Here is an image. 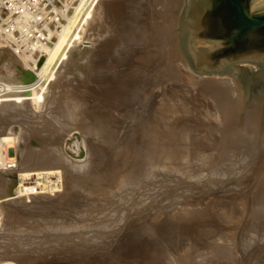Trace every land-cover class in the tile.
<instances>
[{
	"label": "rangeland",
	"instance_id": "rangeland-1",
	"mask_svg": "<svg viewBox=\"0 0 264 264\" xmlns=\"http://www.w3.org/2000/svg\"><path fill=\"white\" fill-rule=\"evenodd\" d=\"M160 1L122 0L124 10L119 21L116 24L107 17L108 29L100 39L94 41L93 36L83 34L80 49L90 55L88 66L75 64L67 83L58 87L60 98L29 104L32 115L27 117L0 113V137H15L11 143L14 147L8 144V151L37 145L46 140L41 135L48 137L49 130H55L58 146L62 145L67 157L75 156L78 161L73 168L82 172L72 180L67 177L69 184L62 183L70 196L61 204L55 203L50 190L21 194L16 184L15 194L9 195L0 187V264H264V97L249 110L252 115H244L253 132L244 140L245 146L254 156L238 173L235 165L239 162L222 160L221 152H217L214 137L222 130L223 121L215 109L200 107L202 103L191 96L198 86L184 85L181 73L171 79L168 68H157L159 63L148 53V44L153 42L142 41L153 33L154 21L164 18L175 0ZM180 1L178 17L184 5V0ZM69 24L65 31L68 37L74 32V22ZM177 26L178 18L174 28ZM91 39L93 46H85L84 41ZM104 42L110 44L106 49L100 48ZM12 51L0 39V56L14 54ZM43 58L37 69L21 64L22 70L16 63L7 73L0 68V81L39 79ZM16 69L27 75L17 76ZM134 71L140 73L135 79L142 72L149 76L143 78L146 74L142 73L136 81L127 79ZM148 86L152 95L141 102L139 90ZM163 99L171 100L174 106L167 112L176 119L172 126L190 138L191 175L160 168L155 128L161 119L158 109ZM143 103L148 105L141 107ZM69 114L75 118L68 119ZM231 120V116L226 118L229 124L223 130L236 126ZM112 124L116 125L114 139L109 141L110 134L108 138L104 135L108 143L98 140ZM80 133L88 138L83 144L78 141ZM170 139L164 136V141L170 143ZM75 142L79 147L74 150L70 146ZM82 147L89 153H79ZM87 160L89 163L83 165ZM224 162L229 165L230 177L208 174ZM12 174L16 177L17 171L8 172ZM128 179L145 199L154 200L153 209L141 208L143 198L130 190ZM160 200L167 203L159 211L156 205Z\"/></svg>",
	"mask_w": 264,
	"mask_h": 264
},
{
	"label": "bare ground",
	"instance_id": "bare-ground-1",
	"mask_svg": "<svg viewBox=\"0 0 264 264\" xmlns=\"http://www.w3.org/2000/svg\"><path fill=\"white\" fill-rule=\"evenodd\" d=\"M154 1L159 2V0ZM164 1L165 0H161L160 2ZM173 3L174 4H172V7L168 10V12L165 13L164 18L162 17L161 19L154 21V23L152 24V27L154 28L153 33L142 37V41L147 40L148 43L150 41L153 42L152 45L151 42L148 44V46H150L148 53L150 55L152 54V57H154L156 62L159 63L157 68L160 66L168 68L167 70H169L168 72L171 79L173 76H175L176 79V77H178L177 73H181L182 79L184 78L186 80L185 82H183L184 85L189 87L198 86L192 91V98L202 103V105L200 106L201 108L212 107L213 109H215L218 117L223 121L221 124L222 130L217 132V135L214 137V142H216L218 146L217 152H221L220 157L222 158V160L230 161L231 159L233 161H238L239 163L235 165L236 168H238V173L243 172V169L246 166L245 164L246 162H248L247 159L252 158L254 156V153L249 154L247 152L249 147L245 146L246 143L244 141L248 138H251V136H253V132L252 128L248 124L249 121L246 120L247 118L245 119L244 115L242 116V86L240 85L237 78L233 75H205L204 77H198L187 68L186 59L184 58L179 45V35L177 31H175L176 28H174L176 26L181 1L175 0ZM123 10L124 4L122 3V0H98L93 10L83 13L82 17L78 13L73 15L69 21V23L74 22V32L72 33V35L69 37L66 36L65 31L70 24L68 23L64 25V31L60 35H58L56 41L52 46L49 47L46 56L41 61V66L38 74L41 73V77L46 76L44 80H42L43 78L41 77L39 79L36 77L30 81H21L17 83L0 81V113H3L4 116L18 114L24 116L25 114L27 117V115L29 114L32 115V112L28 107L29 104H40L46 99L48 100L50 98H57L59 96L58 87L61 85H63L64 87V85L67 83V80H69L70 78V72L72 71V69H75V64L81 63L85 64V67L88 66L86 65V62L88 61L90 55L89 53H85L80 49V43L83 40V34H89L90 36H93L94 41H97L103 36L104 31L108 29V26L106 24L107 17L113 19L117 24V21H119L118 18L121 17ZM129 16L132 17L131 15ZM115 37L116 36H114L113 41H115ZM136 39L140 40L139 38ZM5 43L7 42L5 41ZM84 43H87V45H85L87 47L93 46L92 39L89 41H84ZM100 45V48L106 49L107 45L109 46L110 44H106L104 42V44L101 43ZM29 60V57L17 54L15 51L14 54L3 53L2 56H0V68L4 70L5 73H7L11 71L9 67H14V64L16 63L19 64V67L22 64L23 66L21 67H24V65H26L32 70L33 67L31 66ZM18 66L15 67L18 68ZM21 69H19L20 72L16 69L17 76H23V74H25V72L22 71L24 69ZM137 73L140 74L139 72L134 71L128 74L126 78L136 81L137 79L141 78L142 73L146 74L144 77L142 76L143 78L149 76L147 72H142L141 76L135 79ZM26 75L27 74H25V76ZM145 87L139 90L141 91L140 93L142 96L141 102H146L152 95L150 87ZM49 88L50 92H48ZM144 94L145 96H143ZM75 104H77L76 100L74 101V105ZM146 105L148 104L143 103L140 106L145 107ZM173 107L171 100L163 99L158 109V113L161 119L157 123V128H155V136L159 141L158 153L160 157V168L170 173L177 172L182 176H186L187 174L191 175L194 173V170L188 165V162L193 156V152L190 150V148H192L191 142L189 140L190 138L184 131L177 128L176 126H172V124H174V120L176 119L175 117L168 115L167 112ZM65 114H62V116ZM247 114L248 116H250L253 113L252 111H248ZM52 115H55L54 112ZM230 116L232 117V123H235L236 126H234L233 128L229 125L225 130H223V128H225L226 125L229 124L226 123L225 120L226 118L229 119ZM73 118L75 117L69 114L68 119L72 120ZM217 127L220 128V124L217 125ZM50 128H53V126ZM231 128L232 130L234 129V132L228 133ZM115 129L116 125L112 124L110 126V130L106 128L105 132H102L101 135H99L98 138L100 139L98 140H105V136L108 138V136L111 134L109 141H112L114 139V134L112 131ZM54 131L55 130H49L48 133L45 132L48 134V137H46V135L44 137V134L41 135V137L43 136V138H45L46 140L39 141L37 145H22L19 149L20 151L17 152L8 151L7 149L8 144L10 145L11 143L15 142V137L13 135L3 134L0 137V171H17L16 177L13 174L12 176H9L8 172H0V187L3 188L7 193H9V195L15 194V191H13V189H15V186L17 184L16 189H18V193L33 195L36 193H44L45 191L50 190L49 193L53 192L51 195H54L53 200L56 204L67 202L66 199L70 196V190H68L67 187L63 185V182L65 181V183L69 184V182L67 181V177L71 178L70 180H72L73 178L77 177V173L82 172L76 171L73 168L76 161L78 160H75V156L72 154H70V156L68 157L66 156L62 145L61 147L58 146L59 141L58 139H56L57 135ZM80 134L78 141H81V144H83V142L88 138L86 136L84 137L85 134ZM164 136L171 138L170 143H168L167 140V142L164 141ZM184 137L185 139L188 138V141L186 140V143L183 141ZM174 139L176 141H174ZM253 139H251L250 142H254ZM106 141L107 140H105V142ZM78 143H72L70 147L75 150L79 147ZM106 143H108V141ZM10 147L14 146L11 144ZM261 150L264 152V143L262 144ZM79 151V153H81L82 155H86L89 153L87 148L85 150L84 147H82ZM203 160L207 159H202V161ZM241 162L242 165L245 162V166H241ZM87 163H89L88 160L84 161L83 165H86ZM227 164L228 163L224 162V164L219 166L214 173L208 174L220 179L230 177V168H227L229 166ZM53 165H59V168L63 169H55L54 167H51ZM195 171H197L196 168ZM223 182L224 180L222 181V183ZM128 185L130 186V190L132 192H135L138 195L141 194V192L135 190L136 188L134 187V183L131 179H128ZM220 185L222 184L220 183ZM143 194L144 193H142L140 196L141 198H143V204L141 205V208L143 209L151 207L153 209L152 205L154 200L145 199V195ZM137 199L139 200V197H137ZM165 202L166 200L158 202V204L156 205V210H162ZM12 216L14 219L19 218L18 216L13 214Z\"/></svg>",
	"mask_w": 264,
	"mask_h": 264
},
{
	"label": "water",
	"instance_id": "water-1",
	"mask_svg": "<svg viewBox=\"0 0 264 264\" xmlns=\"http://www.w3.org/2000/svg\"><path fill=\"white\" fill-rule=\"evenodd\" d=\"M175 31L189 69L237 78L242 116L264 97V0H184Z\"/></svg>",
	"mask_w": 264,
	"mask_h": 264
},
{
	"label": "built area",
	"instance_id": "built-area-1",
	"mask_svg": "<svg viewBox=\"0 0 264 264\" xmlns=\"http://www.w3.org/2000/svg\"><path fill=\"white\" fill-rule=\"evenodd\" d=\"M98 0H0V39L38 68L71 17L93 10ZM80 17V18H81ZM34 192V191H33Z\"/></svg>",
	"mask_w": 264,
	"mask_h": 264
}]
</instances>
